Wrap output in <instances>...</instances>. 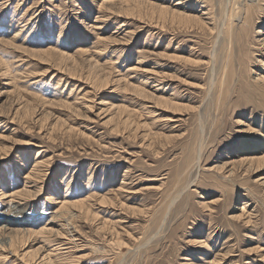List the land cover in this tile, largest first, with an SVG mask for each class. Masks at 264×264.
Here are the masks:
<instances>
[{
    "label": "rangeland",
    "instance_id": "1",
    "mask_svg": "<svg viewBox=\"0 0 264 264\" xmlns=\"http://www.w3.org/2000/svg\"><path fill=\"white\" fill-rule=\"evenodd\" d=\"M240 3L0 0V227H52L0 264H264V0Z\"/></svg>",
    "mask_w": 264,
    "mask_h": 264
},
{
    "label": "bare ground",
    "instance_id": "2",
    "mask_svg": "<svg viewBox=\"0 0 264 264\" xmlns=\"http://www.w3.org/2000/svg\"><path fill=\"white\" fill-rule=\"evenodd\" d=\"M129 2V1H131L132 2V0H122V2ZM260 2H261V0H244V3L243 4H241L240 3V5H239V7H238V17L236 18L237 19V21H239L242 25H244L245 23H246V21L251 17V14L253 13V11H255V9L257 8V7H260ZM262 4V3H261ZM139 6H140V4H139ZM208 11V10H207ZM203 14V13H202ZM235 19V20H236ZM204 21V20H203ZM259 34H260V32H258ZM261 34H263L262 33V31H261ZM36 60V59H35ZM10 90V89H9ZM15 97V96H14ZM115 105H114V103L111 101V100H107V101H105V107L107 108V109H112L113 107H114ZM106 111V110H105ZM115 121V120H114ZM59 123V122H58ZM242 160H243V158H242ZM244 161L246 162V165H247V167H251V166H253V165H256L257 167H256V170L257 169H260V167H261V164H263L262 162L264 161V156H261V157H249V158H244ZM253 164V165H252ZM264 165V164H263ZM244 166V165H243ZM246 168V167H245ZM246 169H248V168H246ZM245 169V170H246ZM35 170H37L36 168H35ZM34 170V171H35ZM46 170V169H45ZM35 173H38V172H35ZM256 173V172H255ZM45 174V173H44ZM27 176V175H26ZM26 176L24 177V178H26ZM27 181H25V184H24V187H22V188H20L19 190H13L12 192L14 193V192H16V194H15V200L16 201H14L15 202V204L17 205V206H19V207H21L23 210H25L24 208L25 207H27V206H29L28 205V203H29V200H31L29 197H28V193H29V191H30V189L29 188H31V186H28L27 185ZM31 185V184H30ZM34 185V184H33ZM28 188V189H27ZM12 192H11V194H12ZM215 201V200H214ZM10 203V202H9ZM63 204V203H62ZM62 204L60 205V207L59 208H61L62 207ZM10 205V204H9ZM64 205V204H63ZM7 206V205H6ZM81 206V205H80ZM14 207V206H13ZM10 209H11V206H10ZM28 209V208H27ZM68 209V208H67ZM13 210V209H12ZM252 210V209H251ZM1 213H0V216H5V221H7V225H8V223L10 222V220L9 219H11L10 217H9V212H8V210H4V211H0ZM11 212V211H10ZM14 212V211H13ZM22 212V211H21ZM65 212V211H64ZM64 212H62V211H59V210H55L54 211V214L51 216V220H52V218H54V217H56V216H61ZM25 213V212H24ZM67 213V212H66ZM70 213V212H69ZM73 212H71V214H72ZM42 214V213H41ZM70 214V215H71ZM31 215V214H30ZM70 215L69 216H67L63 221H64V225H69L71 222H70ZM34 216V215H33ZM73 216H74V213H73ZM7 217H9V218H7ZM62 217V216H61ZM58 218V217H57ZM24 219H26V218H24ZM63 219V218H62ZM50 220V221H51ZM37 221V220H36ZM31 222V221H30ZM52 222V221H51ZM51 222H49V223H51ZM70 222V223H69ZM5 223V222H4ZM10 224V223H9ZM20 224V223H19ZM46 224H48V222L47 223H45V225ZM44 225V224H43ZM41 226V227H39V228H37L36 230H34V229H20V228H18V227H15L14 226V228H11L10 226H13V224L12 225H10L9 227L7 226L6 228H1L0 227V234L2 235V238H3V241L0 243V246H5V244H7L8 245V239H9V236H10V234L11 233H14V234H23V233H27V234H35V235H37V234H45V233H51V231H52V227L51 226ZM71 226V225H70ZM26 227V226H25ZM28 227V226H27ZM26 227V228H27ZM65 227V226H64ZM69 228V227H68ZM70 229H71V227H70ZM24 235V234H23ZM55 238V237H54ZM13 243V242H12ZM12 247V246H11ZM5 249V248H4ZM49 258V257H48ZM53 260V259H52ZM46 261V260H45ZM52 263V262H51Z\"/></svg>",
    "mask_w": 264,
    "mask_h": 264
}]
</instances>
